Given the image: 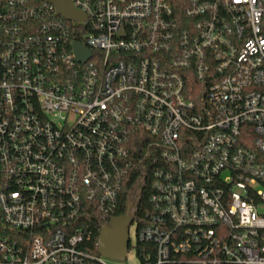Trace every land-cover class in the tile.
Listing matches in <instances>:
<instances>
[{"label": "built area", "instance_id": "obj_1", "mask_svg": "<svg viewBox=\"0 0 264 264\" xmlns=\"http://www.w3.org/2000/svg\"><path fill=\"white\" fill-rule=\"evenodd\" d=\"M71 3L0 0V264H264V0Z\"/></svg>", "mask_w": 264, "mask_h": 264}, {"label": "water", "instance_id": "obj_2", "mask_svg": "<svg viewBox=\"0 0 264 264\" xmlns=\"http://www.w3.org/2000/svg\"><path fill=\"white\" fill-rule=\"evenodd\" d=\"M56 9V14L68 20L84 21L85 16L76 10L71 0H50ZM77 61H85L90 57V50L84 48L80 42L72 44ZM131 217L127 214L112 216L101 226L97 237V251L100 255L114 260H123L126 257L128 244V226Z\"/></svg>", "mask_w": 264, "mask_h": 264}, {"label": "trees", "instance_id": "obj_3", "mask_svg": "<svg viewBox=\"0 0 264 264\" xmlns=\"http://www.w3.org/2000/svg\"><path fill=\"white\" fill-rule=\"evenodd\" d=\"M74 39L79 40L80 37L75 35L73 36ZM192 84L195 86H198L200 84L199 81L192 79ZM192 85V86H193ZM201 95H203V93L197 94V93H192V94H188V97H191L192 99L196 100L199 97H201ZM149 191L146 188V185L143 187L142 193H141V198L137 207V211L136 214L138 215L139 218L144 217L145 213L149 210V206L147 203V195H148ZM123 212V208L120 207L118 210H115L114 215H118L120 213ZM86 217V216H85ZM93 219L91 220H87L85 221L82 225L84 227V229H89L91 230V238L89 241V246L90 249L94 252V253H98L97 251V247H96V240L98 237V233H99V227L101 222L103 221V219L99 216L96 215L94 217H92Z\"/></svg>", "mask_w": 264, "mask_h": 264}, {"label": "rangeland", "instance_id": "obj_4", "mask_svg": "<svg viewBox=\"0 0 264 264\" xmlns=\"http://www.w3.org/2000/svg\"><path fill=\"white\" fill-rule=\"evenodd\" d=\"M77 24L78 23L76 22L75 25H77ZM136 226H137V221L134 219V220H132V222L130 223L129 228H128L129 240H130V243L132 245H134L136 242V237H135ZM122 263H124V264H139L138 259L135 255L134 248L131 247L128 250L127 256L124 260H122Z\"/></svg>", "mask_w": 264, "mask_h": 264}, {"label": "flooded vegetation", "instance_id": "obj_5", "mask_svg": "<svg viewBox=\"0 0 264 264\" xmlns=\"http://www.w3.org/2000/svg\"><path fill=\"white\" fill-rule=\"evenodd\" d=\"M129 210H130V209H128V210H127V212H126L125 214H127V215H128V214H129Z\"/></svg>", "mask_w": 264, "mask_h": 264}]
</instances>
